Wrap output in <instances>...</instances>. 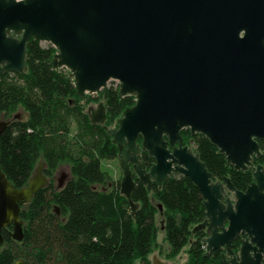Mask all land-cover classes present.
Returning <instances> with one entry per match:
<instances>
[{
    "label": "water",
    "instance_id": "water-1",
    "mask_svg": "<svg viewBox=\"0 0 264 264\" xmlns=\"http://www.w3.org/2000/svg\"><path fill=\"white\" fill-rule=\"evenodd\" d=\"M31 40L57 50L53 65L72 74L80 99L106 96L111 81L121 98L135 97L110 130L133 214L134 175L161 188L181 173L205 198L206 220L194 232L211 229L206 256L224 250V264H264V165L239 191L229 179L215 182L182 137L185 130L205 136L236 171L262 156L264 0H0V77L27 71ZM90 113L93 124L107 120L104 103ZM9 125L0 121V137ZM143 153L154 160L150 167ZM43 168L17 189L0 165V247L10 226L12 238L24 240L21 207L49 185Z\"/></svg>",
    "mask_w": 264,
    "mask_h": 264
},
{
    "label": "trees",
    "instance_id": "trees-1",
    "mask_svg": "<svg viewBox=\"0 0 264 264\" xmlns=\"http://www.w3.org/2000/svg\"><path fill=\"white\" fill-rule=\"evenodd\" d=\"M56 54L51 44L31 40L27 71L0 77V117L10 122L0 137L1 169L22 189L43 160L49 179V185L21 207L24 240L12 238V226L2 230L0 264H16L20 258L25 264H153L150 256L155 250L163 251L167 260L186 253L184 264H224L220 251L206 256L202 241L210 232H194L206 220L205 198L181 173L175 172L161 188L149 187L134 175L131 200L138 209L132 213L121 193L123 177L113 179L102 163L118 159L120 151L108 127L134 107L136 99L121 98L120 86L108 88L102 97L107 120L93 124L86 107L96 100L78 97L72 74L53 65ZM21 110L25 117H19ZM182 134L188 146L195 145L194 152L215 182L229 179L242 192L254 182L253 170L230 167L205 136H192L189 130ZM259 144L262 156L254 158V167L264 163V141ZM142 159L147 167L154 162L147 153ZM65 162L71 165V178L56 189L53 176ZM159 216L168 251L159 244ZM240 246L241 240L234 246L235 254Z\"/></svg>",
    "mask_w": 264,
    "mask_h": 264
},
{
    "label": "rangeland",
    "instance_id": "rangeland-1",
    "mask_svg": "<svg viewBox=\"0 0 264 264\" xmlns=\"http://www.w3.org/2000/svg\"><path fill=\"white\" fill-rule=\"evenodd\" d=\"M120 86L119 82L117 81H111L108 86H107V89L110 88V87H118ZM103 97V92L99 93V94H87L85 99H89L91 98L92 100L95 99L96 101H93V102H90L88 105H87V109L86 111L89 112V111H96L99 107V104L100 103H103L104 102V99L102 98ZM91 114V113H90ZM19 116L20 117H25V113L23 110H21L19 112ZM122 118L119 117L118 120H116L115 124L111 125L108 127L109 130H116L118 128V121ZM7 119H5L4 117H0V121H6ZM190 131V130H189ZM76 132V128L73 127L72 129V134H75ZM183 133V132H182ZM191 133V132H190ZM192 135V134H191ZM182 137H183V134H182ZM183 140H184V146L187 145L186 144V141H185V138L183 137ZM138 145L139 146H142V140H139L138 141ZM193 150H195V145L191 144L189 145ZM41 163H44L43 160L40 161ZM45 165V163H44ZM260 165H264L263 164H260ZM258 166V165H257ZM254 167V165L250 168L251 170L255 171L256 167ZM254 167V168H253ZM46 168V165L44 166V169H43V175H45V169ZM102 168L104 170H107L113 179L115 180H120L122 177H124V172L122 170V165L120 163V160L119 159H116V160H112V161H104L102 163ZM71 178V165L69 162H65V163H62L58 170L56 171V173L54 174L53 176V180H54V186L56 189H59L60 186H64V184ZM62 180V182H60ZM62 183V185H61ZM158 222L159 224L162 225V229H161V233H160V237H159V241L160 243H163V220H162V216H159V219H158ZM153 258H157L158 261L164 263V264H183L187 261L188 257L186 255V253H183L181 254L176 261L174 262H168L167 259H165V257H162L161 253L158 251V252H154L151 256H150V259L153 263L154 259ZM153 259V260H152ZM18 261H23L25 263V261L23 259H18L16 260V262ZM136 264H142L141 262H137Z\"/></svg>",
    "mask_w": 264,
    "mask_h": 264
},
{
    "label": "crops",
    "instance_id": "crops-1",
    "mask_svg": "<svg viewBox=\"0 0 264 264\" xmlns=\"http://www.w3.org/2000/svg\"><path fill=\"white\" fill-rule=\"evenodd\" d=\"M158 219H159V217H158ZM163 220V219H162ZM161 233V232H160ZM160 237V236H159ZM163 239H164V232H163ZM159 244H161L162 246H163V249L164 250H169V246H168V244H165V243H160V241H159ZM160 252L161 253V255H162V257H165V259H167L166 258V255H164L165 253H163V251H161V250H155V252ZM154 259V261H153V264H154V262L155 261H158V259L157 258H153ZM152 259V260H153ZM177 260V258L176 259H174V260H167L168 262H174V261H176ZM169 264H171V263H169ZM184 264V263H183Z\"/></svg>",
    "mask_w": 264,
    "mask_h": 264
},
{
    "label": "flooded vegetation",
    "instance_id": "flooded-vegetation-1",
    "mask_svg": "<svg viewBox=\"0 0 264 264\" xmlns=\"http://www.w3.org/2000/svg\"><path fill=\"white\" fill-rule=\"evenodd\" d=\"M89 112H90V111H89ZM19 117H20V116H19ZM40 164H41V163H40ZM40 164H39V165H40ZM44 166H45V165H44ZM38 167H39V166H38ZM43 169H44V168H43ZM35 174H36V171H35V173H34L33 176H35ZM33 176H32V177H33ZM47 179H48V178H47ZM48 180H49V179H48ZM60 182H62V180H61ZM61 185H62V183H61ZM230 196L232 197V195H231L230 193H227L226 198H228V197H230ZM206 230H207L208 232H211V229H210L209 227H207ZM243 238H244V237H242L241 239L243 240ZM241 239H240V240H241ZM238 241H239V240H238ZM236 242H237V241H236ZM236 242L234 243V245L236 244ZM220 252L223 254L225 251H224V250H220Z\"/></svg>",
    "mask_w": 264,
    "mask_h": 264
},
{
    "label": "built area",
    "instance_id": "built-area-1",
    "mask_svg": "<svg viewBox=\"0 0 264 264\" xmlns=\"http://www.w3.org/2000/svg\"><path fill=\"white\" fill-rule=\"evenodd\" d=\"M18 2H20V1H24V0H17Z\"/></svg>",
    "mask_w": 264,
    "mask_h": 264
},
{
    "label": "clouds",
    "instance_id": "clouds-1",
    "mask_svg": "<svg viewBox=\"0 0 264 264\" xmlns=\"http://www.w3.org/2000/svg\"><path fill=\"white\" fill-rule=\"evenodd\" d=\"M205 246V245H204Z\"/></svg>",
    "mask_w": 264,
    "mask_h": 264
}]
</instances>
